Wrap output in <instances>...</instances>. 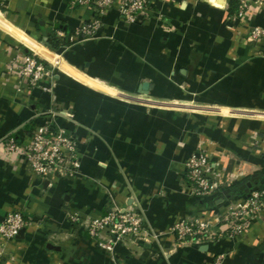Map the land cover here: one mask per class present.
Returning <instances> with one entry per match:
<instances>
[{"label":"crops","instance_id":"1","mask_svg":"<svg viewBox=\"0 0 264 264\" xmlns=\"http://www.w3.org/2000/svg\"><path fill=\"white\" fill-rule=\"evenodd\" d=\"M151 10L128 24L112 8L96 38L70 43L91 11L0 0V139L25 145L36 126L54 124L77 136L80 158L76 177L47 180L0 152V221L15 210L39 221L0 264H212L218 254L222 264H264V213L237 238L180 244L169 231L179 216H220L264 184V39H246L264 28V4L242 18L230 0H154ZM28 53L52 69L51 92L9 72ZM199 148L223 181L206 197L192 192L184 166ZM113 204L140 207L157 239L110 253L68 219Z\"/></svg>","mask_w":264,"mask_h":264},{"label":"built area","instance_id":"2","mask_svg":"<svg viewBox=\"0 0 264 264\" xmlns=\"http://www.w3.org/2000/svg\"><path fill=\"white\" fill-rule=\"evenodd\" d=\"M154 0H70L72 6H80L92 12L84 22L69 35L70 43L84 42L96 38L102 25V18L112 8H117L120 20L128 24H142L151 18ZM237 16L242 18L254 6L260 7L264 0H238ZM249 41L264 39V28L254 26L249 30ZM10 73L18 72L27 80L31 89L51 92L55 87L52 69L36 54L28 53L21 59L13 58L8 67ZM49 78V84L45 80ZM71 117L67 111H62ZM78 138L71 131L54 124H40L31 132L28 143L18 144L13 137L0 139L2 154H18L24 158L29 169L38 177L54 180L73 178L80 172ZM186 176L192 192L200 197L215 193L221 183L217 162L202 148L192 153L184 163ZM264 213V184L254 188L227 212L217 217L176 218L170 226V233L180 244L208 243L227 238L241 237L249 232L255 221ZM68 219L86 231L89 238L100 249L113 252L118 245L142 243L157 239V233L146 227L143 212L138 206L120 208L109 205L99 216L83 218L78 212H69ZM39 221L32 216L15 210L0 221V258L9 255L13 241L19 232ZM148 231V233H146ZM225 255L218 254L212 264H222Z\"/></svg>","mask_w":264,"mask_h":264},{"label":"trees","instance_id":"3","mask_svg":"<svg viewBox=\"0 0 264 264\" xmlns=\"http://www.w3.org/2000/svg\"><path fill=\"white\" fill-rule=\"evenodd\" d=\"M238 4H239V1L238 0H230V7L231 8H235L237 9L238 8ZM233 10L230 11V13L232 12ZM62 44V42L59 40V38L55 37V36H52L50 38V46L54 49H58V47Z\"/></svg>","mask_w":264,"mask_h":264},{"label":"water","instance_id":"4","mask_svg":"<svg viewBox=\"0 0 264 264\" xmlns=\"http://www.w3.org/2000/svg\"><path fill=\"white\" fill-rule=\"evenodd\" d=\"M144 89L148 88V84H144ZM22 232V231H21Z\"/></svg>","mask_w":264,"mask_h":264},{"label":"rangeland","instance_id":"5","mask_svg":"<svg viewBox=\"0 0 264 264\" xmlns=\"http://www.w3.org/2000/svg\"><path fill=\"white\" fill-rule=\"evenodd\" d=\"M248 37H249V32H248V35H247V37H246L247 40H249Z\"/></svg>","mask_w":264,"mask_h":264}]
</instances>
